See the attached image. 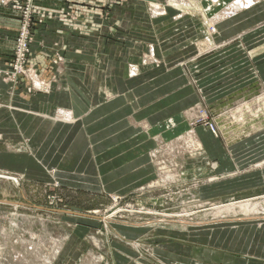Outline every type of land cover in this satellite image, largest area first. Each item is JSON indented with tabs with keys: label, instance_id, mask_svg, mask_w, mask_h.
I'll use <instances>...</instances> for the list:
<instances>
[{
	"label": "rangeland",
	"instance_id": "obj_1",
	"mask_svg": "<svg viewBox=\"0 0 264 264\" xmlns=\"http://www.w3.org/2000/svg\"><path fill=\"white\" fill-rule=\"evenodd\" d=\"M24 1L17 5L22 8ZM254 1L259 2L258 6L264 2ZM75 2L81 3V10L65 13L72 14L69 20L81 21L75 25L87 24L93 35L106 27L109 42H104L103 57L95 53L96 44L89 47L88 59L82 57L83 61L78 62L89 65L83 69L81 66L66 69L68 57L51 56V63L62 69L53 70L50 80H43L31 68L30 54L19 56L17 53V32L21 25L18 20L9 68L0 71V76L14 86L25 85L26 94H49L63 74L74 97L84 95L86 85L89 92L99 95L100 104L105 105L100 118L104 117V129L110 127L104 131L106 138L112 132L109 122L112 123L113 114L120 116L115 123L118 126H114L122 130L118 138L124 139L123 130L131 128L128 121L133 111H143L160 96L182 93L188 83L195 87L192 66L222 50L214 41L218 27H212V16L203 11L204 0ZM86 4L90 5L89 13L82 9ZM12 5L15 3L9 6ZM195 5H199L198 11ZM118 8L122 14L113 18L112 11ZM154 9H157L156 15H153ZM0 10L14 16L10 7L0 5ZM32 10L33 41L35 18L40 16L33 0ZM129 11L131 17H124ZM235 28L238 32L228 39L226 47L241 42L242 26ZM118 42L121 45L116 46ZM54 47L61 45L57 43ZM16 66L21 67L20 73L15 71ZM36 83L42 84L40 89L35 87ZM79 83L84 85L82 89ZM196 95L200 99L198 92ZM133 97L139 103L132 101ZM49 107L46 114L54 121L73 124L71 117H58L50 104ZM263 111L264 92L255 89L219 110L201 102L190 104L172 114H179V121L172 122L173 117L169 118L162 128L166 131L153 135L138 120V132H146L152 142L145 152L147 174L133 186L132 175L117 183L118 187L112 180L100 178L94 157L93 166L88 164L86 168L95 179L86 176V172L83 176L77 175L73 182L51 167L28 168L27 163L11 167L0 162V264H161L158 258L168 257L201 258L205 264H264L263 246L258 251L254 248L248 258L246 250H242L244 242L230 246L229 240L224 241V235L230 230L255 228L263 230L260 236L263 244L264 149L242 153L237 158L242 164L235 172L227 173L220 171L217 161L207 156L195 132L196 128H205L229 151L230 146L256 137L264 129ZM97 116L95 113L91 117L93 123L99 120ZM124 119L126 124L122 122ZM174 127L182 128L172 131ZM95 135H89V144L93 142L97 146L99 139L100 142L105 139ZM31 137L9 135L0 147V154L19 155L24 162L25 159L36 162L30 148ZM40 141L38 138L37 142ZM96 146L90 149L91 160L98 152ZM42 147L46 143L41 145V152ZM258 172H263L257 176L259 182L214 186ZM223 205L225 208L220 207ZM210 258H215V262Z\"/></svg>",
	"mask_w": 264,
	"mask_h": 264
},
{
	"label": "crops",
	"instance_id": "obj_2",
	"mask_svg": "<svg viewBox=\"0 0 264 264\" xmlns=\"http://www.w3.org/2000/svg\"><path fill=\"white\" fill-rule=\"evenodd\" d=\"M75 1L78 0H33L35 11L40 16L35 18L29 59L31 68L43 80H50L53 70L60 72L62 69V67L54 66L51 63V56L68 57L65 64L66 69L79 68L80 66L83 69L84 66L89 65L78 62L83 61L84 58L82 57H89V47L91 45L96 44L97 51L95 53L97 55L102 57L105 55L104 42L108 41L106 40V27L103 28L100 34L93 35L89 32L87 24L77 26L75 24H81V21L78 19L75 22L74 20L71 21L68 16L71 15L72 17V14L65 15V13L73 12V10H81V3ZM257 4L248 10L230 16V18L216 25L218 30H215L217 35H214V41L217 42V47H222V50L214 53L206 61L195 63L192 66L193 78L196 82L195 87L194 85L193 87L192 85L188 86V83L182 93L177 91L172 95L160 96L156 100H152L150 105L145 106L143 111H133L128 121L131 128L123 130V135H126L124 139L118 138L122 130H116L115 128V126H118L115 123L120 120V116L116 114H113L112 123L109 122L112 126V132L108 133L109 137L104 136V131L110 129V127L104 129V117L100 118L104 114L105 105L100 104L99 95L89 92L86 85L85 88L84 85L82 86L79 83L80 89L84 87V91L82 90L84 95L80 94V96L74 97L70 91L69 86L71 85L68 83L66 75L63 74L57 78L59 83L53 86V90H50L49 94H26L24 92L25 85L15 83L14 86L4 81L0 76V147H2L3 142L8 141L9 135H31L30 148L34 154L33 158L36 160V162H33L25 159L24 162V160H21L22 156L0 154L1 164L17 167V164L24 166L27 163L28 166L25 167L35 166L39 169L51 167L55 169L57 174L65 175L67 181L73 182L75 178H78L77 175L81 174L83 176L86 172V176L93 177L94 174H89L86 167L88 164L93 166L94 157V162L98 164L100 178L112 180V182H115L116 187H118L117 183L129 179L128 175H132V186L137 181L142 182L144 180L142 177L147 174L148 170V160L145 152L152 141L146 132H138V120L143 122V129L148 125L150 131H161L165 130L161 127L170 120L169 118L173 117L171 118L172 122L180 120L179 114L172 115L174 112H179L190 104L201 102L204 106L219 110V108L231 104L237 98L252 94L255 89L264 92V29H260L264 26V2L259 6ZM82 9L89 13L91 8L90 5L86 4ZM93 11L95 10L93 9ZM130 12H126L123 16L131 17L132 13ZM121 14L122 10L119 8L112 11L113 18ZM248 23L250 24L247 25ZM240 25L242 26L240 31L241 42L226 47L228 39L238 32L235 27ZM17 28L18 18L0 10V71L9 68V57L12 53ZM57 43L61 47H54V44ZM119 45L121 44L118 42L116 46ZM76 50L79 52L76 53ZM137 51L136 49L135 52ZM70 59L72 60L70 61ZM197 92L200 99L196 95ZM132 101L139 103L134 97ZM49 104L54 115L57 114L58 110L68 112L73 124H67L59 120L54 121L50 115L46 114L47 108L50 109ZM26 105H30V107ZM40 107L41 110L37 111ZM38 112L43 114L40 115ZM95 113L99 116V118L97 116L99 120L93 123L91 117ZM73 118L79 121H74ZM126 121L124 119L122 122L125 123ZM50 122L52 123L49 124ZM93 125H97V127L94 128ZM181 128L174 127L172 131ZM195 132L199 136L207 156L211 160L217 161V167L220 171H226L227 173L235 172L242 164V161L240 162L237 159L238 156L248 154L256 149H264V129L259 130L256 137L230 146L229 151L228 147L224 148L219 139L214 140L205 128H196ZM93 133L105 140L100 142L101 139H99L97 146L93 142L90 145L88 137ZM38 138H40V142H37ZM45 143L46 147H42L44 150L41 152V145ZM93 146L97 147L98 152L95 153V156H92L91 160L90 149ZM240 146L243 148L238 150ZM106 150L109 151L104 154ZM262 173L248 174L245 177L240 176L214 186H221L225 183L259 182L257 176H262ZM261 231L263 230L255 228L230 230L229 233L224 235V241L228 243L229 240L230 246H233L234 243L244 242L245 249L242 248V250L243 252L246 250V257L250 258L249 255L254 252L252 251L254 248L257 251L262 246L264 248V235L262 236V245L260 240ZM212 237L210 238L212 239ZM158 259L161 264L204 263L201 258L168 257ZM256 259L260 260V258ZM211 260L215 262V258H210Z\"/></svg>",
	"mask_w": 264,
	"mask_h": 264
},
{
	"label": "bare ground",
	"instance_id": "obj_3",
	"mask_svg": "<svg viewBox=\"0 0 264 264\" xmlns=\"http://www.w3.org/2000/svg\"><path fill=\"white\" fill-rule=\"evenodd\" d=\"M206 2L205 7H204V12L206 15L212 16V19L210 20L212 27H215L222 21L230 18V16H233L237 13H240L243 10H248L252 8L257 1L254 0H204ZM177 2V0H176ZM169 3V2H168ZM259 3V2H258ZM257 4V3H256ZM192 5L194 6V3L192 2ZM197 8L196 11H198L199 5H195ZM156 10L154 9L153 15H156ZM175 14V12H174ZM213 14V15H212ZM176 15V14H175ZM180 18V17H179ZM181 28V27H180ZM184 30V29H183ZM201 35V34H200ZM197 40V39H196ZM209 42V41H208ZM212 42V41H211ZM203 43V42H202ZM208 45V44H207ZM199 46V45H198ZM35 82V80H34ZM42 85V84H41ZM40 83H36L35 87L38 89L41 88ZM58 117L63 116V117H68L70 118L71 116L68 114V112H64L63 110H58L57 114ZM148 125L145 126V129L147 128L148 133L154 134L158 131L152 130L150 131V127H147ZM163 126L161 127V129ZM160 131V130H159ZM199 146V143L197 144ZM159 166V164H158ZM161 166V165H160ZM160 168V167H159ZM162 169V168H161ZM166 169V168H165ZM162 171V170H161ZM166 171V170H165ZM163 172V171H162ZM166 173V172H165ZM167 174V173H166ZM165 178V177H164ZM155 185V184H154ZM220 207H224L220 206ZM218 208V207H217ZM225 208V207H224ZM169 217V216H168ZM180 217V216H179ZM171 218V217H170ZM106 220V219H103Z\"/></svg>",
	"mask_w": 264,
	"mask_h": 264
},
{
	"label": "built area",
	"instance_id": "obj_4",
	"mask_svg": "<svg viewBox=\"0 0 264 264\" xmlns=\"http://www.w3.org/2000/svg\"><path fill=\"white\" fill-rule=\"evenodd\" d=\"M20 1L24 0H0V5L4 7H10L12 9V12L14 13V16H16L19 20L20 28L17 32V42H19V47L17 48V53L19 56H22L23 54L27 55L30 54L29 45L32 42V34H31V25L33 23V10H32V0H25L24 6L21 8L17 5ZM15 6H9L10 4H14ZM16 58L17 54H16ZM20 66V65H18ZM21 67H15V71L17 73H20Z\"/></svg>",
	"mask_w": 264,
	"mask_h": 264
},
{
	"label": "water",
	"instance_id": "obj_5",
	"mask_svg": "<svg viewBox=\"0 0 264 264\" xmlns=\"http://www.w3.org/2000/svg\"><path fill=\"white\" fill-rule=\"evenodd\" d=\"M72 210L75 211V212H78V213L80 212V210L75 209V208H73Z\"/></svg>",
	"mask_w": 264,
	"mask_h": 264
}]
</instances>
